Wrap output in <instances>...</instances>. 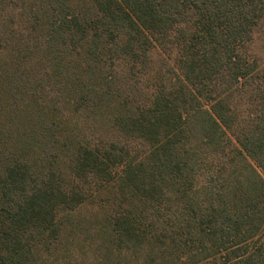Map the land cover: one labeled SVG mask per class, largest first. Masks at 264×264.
Listing matches in <instances>:
<instances>
[{
	"label": "trees",
	"instance_id": "trees-1",
	"mask_svg": "<svg viewBox=\"0 0 264 264\" xmlns=\"http://www.w3.org/2000/svg\"><path fill=\"white\" fill-rule=\"evenodd\" d=\"M0 264H264V0H0Z\"/></svg>",
	"mask_w": 264,
	"mask_h": 264
},
{
	"label": "rangeland",
	"instance_id": "rangeland-1",
	"mask_svg": "<svg viewBox=\"0 0 264 264\" xmlns=\"http://www.w3.org/2000/svg\"><path fill=\"white\" fill-rule=\"evenodd\" d=\"M84 250V249H83ZM83 250H81V253H82V255L84 254V257H86L87 258V253L86 252H82ZM75 251H73V253H74ZM70 254H72V253H70Z\"/></svg>",
	"mask_w": 264,
	"mask_h": 264
}]
</instances>
